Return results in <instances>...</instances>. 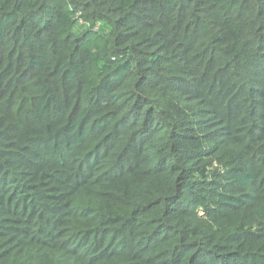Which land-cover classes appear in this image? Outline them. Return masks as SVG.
Here are the masks:
<instances>
[{
	"label": "trees",
	"instance_id": "1",
	"mask_svg": "<svg viewBox=\"0 0 264 264\" xmlns=\"http://www.w3.org/2000/svg\"><path fill=\"white\" fill-rule=\"evenodd\" d=\"M0 264H264V0H0Z\"/></svg>",
	"mask_w": 264,
	"mask_h": 264
}]
</instances>
